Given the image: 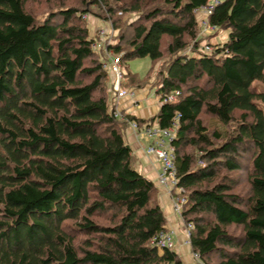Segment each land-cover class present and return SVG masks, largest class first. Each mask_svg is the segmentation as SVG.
Masks as SVG:
<instances>
[{
    "label": "trees",
    "instance_id": "trees-1",
    "mask_svg": "<svg viewBox=\"0 0 264 264\" xmlns=\"http://www.w3.org/2000/svg\"><path fill=\"white\" fill-rule=\"evenodd\" d=\"M113 1L39 20L28 0H0V264H182L156 244L167 218L124 137L129 121L141 123L116 117L109 101L108 51L122 63L179 53L159 72L156 118L179 122L172 144L192 251L207 264H264V0H219L209 21L228 38L211 53L198 47L196 9L212 0L125 7L138 12L132 35L96 50L84 15L97 8L118 28L125 12ZM204 112L226 129L207 126Z\"/></svg>",
    "mask_w": 264,
    "mask_h": 264
},
{
    "label": "rangeland",
    "instance_id": "rangeland-1",
    "mask_svg": "<svg viewBox=\"0 0 264 264\" xmlns=\"http://www.w3.org/2000/svg\"><path fill=\"white\" fill-rule=\"evenodd\" d=\"M213 1V0H212ZM116 5L121 7L120 9L124 10L125 14L119 15L118 17V23L116 28V24L112 22V20L106 18L105 13L101 12L97 8H93L92 13H87V17L85 19H88V23L90 26V33L91 35L95 36L98 39L99 33L103 31L102 35L104 34V38L106 39V42H112L116 41L118 35L120 33H129L131 36V28L128 27L131 20L135 18L138 12L131 13L129 10H125V7H132V6H138L143 5L142 9L145 11H148L149 9L153 8L156 5L163 4L164 0H121V2H116ZM28 9L35 13L37 18L39 20H43L50 14V12L55 11L58 8L63 7H70V6H77L81 7V0H62L60 2H49L47 0H28L27 3ZM123 6V7H122ZM198 17L200 19V42L198 43V47L200 48L204 46V44H217L219 42H225L228 38V31L225 29H217L210 32H204V29L202 27V18L206 14L204 12L197 13ZM86 15V14H85ZM101 15V16H100ZM121 29V30H120ZM198 38V39H199ZM100 40V38H99ZM101 41V40H100ZM194 42H191L190 44H193ZM124 45H126V42H124ZM105 47V46H104ZM103 49V48H102ZM103 51H106L103 49ZM179 54V53H178ZM178 54L170 56L169 54H165V56L158 62H154L150 57H136L132 59H124V62L122 63V70H123V78L121 81V86L125 89H130L133 83H136L138 80L144 81L146 86L149 84L151 85L152 91L150 93L151 97H156V91L155 87H158L160 83V71L166 70L169 62L171 59H174ZM135 79V80H134ZM259 88H264V84L258 82ZM202 119L204 123L209 126L211 129L213 128H221L226 129V126H224L222 123H220L215 117H213L211 114H208L204 112L202 114ZM239 174H242L243 178H246L247 172L241 171ZM246 185H244L245 187ZM248 185L245 187V190H247ZM178 215V214H177ZM179 216V215H178ZM173 239L175 240V237L173 235Z\"/></svg>",
    "mask_w": 264,
    "mask_h": 264
},
{
    "label": "built area",
    "instance_id": "built-area-1",
    "mask_svg": "<svg viewBox=\"0 0 264 264\" xmlns=\"http://www.w3.org/2000/svg\"><path fill=\"white\" fill-rule=\"evenodd\" d=\"M219 2V0H213L208 5L203 8L196 9L197 13L204 12L206 15L202 18V27L204 32H212L217 30L218 28L212 25L209 21V16L212 13L215 5ZM87 17V14L84 15ZM103 33V31H102ZM99 33L98 39L94 44V48L96 50H100L102 47L106 46V39L103 37L104 34ZM100 38V40H99ZM192 47L189 48L191 50ZM200 50L211 53L214 50L213 45L204 44L200 48ZM108 60L105 62L104 67L113 75L112 80V90L116 93L117 98H122L128 96L132 99L134 105L139 106L140 100L137 97V93L134 89H124L121 86V81L123 78V70H122V54H114L111 51H108ZM180 91L173 92L164 98V102H172L176 101ZM115 116L118 118H122L124 120H128L122 112H120L117 108L114 109ZM130 126L133 130H140V125L136 121H129ZM179 127V122L176 120L172 126L162 128L160 126H146L142 129L145 134V137L150 141L147 152L150 155L156 157V159L161 164V171L157 179V184L160 187H163L167 190L170 195L175 212L182 217V212L184 209V205L187 202V196L185 195V189L179 185V179L177 175V165H176V154L175 148L172 144V141L175 139L177 135V129ZM190 227V225H189ZM187 229V236L189 243L190 229ZM156 244L160 248H170L175 249L176 243L173 239V232L167 231L163 232L156 239ZM194 258L197 260L198 264H207L203 261L197 253H193Z\"/></svg>",
    "mask_w": 264,
    "mask_h": 264
},
{
    "label": "crops",
    "instance_id": "crops-1",
    "mask_svg": "<svg viewBox=\"0 0 264 264\" xmlns=\"http://www.w3.org/2000/svg\"><path fill=\"white\" fill-rule=\"evenodd\" d=\"M110 74V103L122 112L123 115L134 117L141 123L140 130L138 131L133 130L130 124H126L124 129L125 140L132 148L135 167L157 184V179L161 171V164L155 156L148 154L147 147L150 141L145 137L142 129L146 126H160L156 116L158 115L162 105L161 96L158 94L157 87H155L156 97H151L150 93L152 88L150 84L141 88L131 87L130 89H134L136 91L137 97L140 100L139 106L136 107L132 99L128 96L117 98L116 93L112 90L113 75L112 73ZM158 187V201L167 218L168 231H172L175 237V249L179 254L182 264H198L197 260L194 258L190 244L186 243V241H188V226L185 224L183 218L178 216L175 212L172 199L167 190L159 185Z\"/></svg>",
    "mask_w": 264,
    "mask_h": 264
}]
</instances>
